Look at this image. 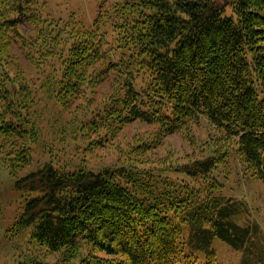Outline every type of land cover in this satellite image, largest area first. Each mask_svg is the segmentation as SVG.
Listing matches in <instances>:
<instances>
[{"label":"trees","instance_id":"16d2710c","mask_svg":"<svg viewBox=\"0 0 264 264\" xmlns=\"http://www.w3.org/2000/svg\"><path fill=\"white\" fill-rule=\"evenodd\" d=\"M98 7L88 34L60 62L61 79L37 87L10 72L7 44L25 21L49 41L58 30L32 0H0V138L15 146L1 162L23 199L11 229L29 228L31 240L62 253L58 263L32 257L16 264H215V239L240 253L238 264H264V230L237 221L247 203L221 192L211 173L234 149L246 173L264 183V0H99ZM104 82L115 90L102 122L140 120L164 136L187 134L204 119L224 138L182 165L191 181L124 164L46 162L17 176L31 159L34 96L64 103ZM82 242L117 258L106 263L90 251L73 260Z\"/></svg>","mask_w":264,"mask_h":264},{"label":"rangeland","instance_id":"374dc122","mask_svg":"<svg viewBox=\"0 0 264 264\" xmlns=\"http://www.w3.org/2000/svg\"><path fill=\"white\" fill-rule=\"evenodd\" d=\"M32 3L43 19L55 25L58 35L50 33L55 40L49 41L44 38V29L40 25L22 22L19 24L20 34L11 36L13 43L7 44L5 61L10 72L16 75V80L23 84L36 81L39 87L43 82L61 79L60 75L57 76L61 70L60 62L65 61L70 46L76 40H83L92 28L99 0H32ZM114 90L115 86L104 82L96 90L86 91L82 97L69 98L64 103L58 102L53 95L48 100H35L34 96L35 108L32 104L28 109L32 117L29 122L32 121L33 127H36L35 137L27 141L31 159L17 172V176L46 162L59 167L88 169L124 164L153 168L173 179L191 181L181 171L182 165L212 153L214 145L224 138L222 132L213 129L204 119L187 134L176 132L160 136L155 124L140 120L113 127L114 124L102 122L100 112ZM40 92L42 89L38 88L37 93ZM36 107L37 111L32 116ZM5 143L6 140L0 138V264H16L20 259L32 257L58 263L61 251H48L31 240L29 228L21 233L11 229L22 210L23 199L13 186L16 175L12 176L9 168L1 162L4 156H8L9 147L15 149L10 142ZM226 152V156L221 153L211 173L219 185L221 183V192L247 203L249 212L239 216L237 221H255L264 230V183L246 173L234 149ZM79 246L73 260L90 251L106 263H112L117 258L94 251L83 242ZM212 246L215 264H238V251L217 239Z\"/></svg>","mask_w":264,"mask_h":264}]
</instances>
